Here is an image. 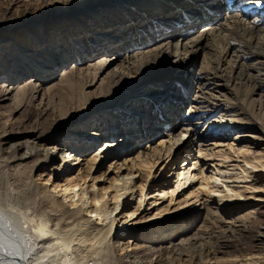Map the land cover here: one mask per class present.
I'll list each match as a JSON object with an SVG mask.
<instances>
[{"label": "bare ground", "instance_id": "6f19581e", "mask_svg": "<svg viewBox=\"0 0 264 264\" xmlns=\"http://www.w3.org/2000/svg\"><path fill=\"white\" fill-rule=\"evenodd\" d=\"M28 1L35 6L45 1L56 9L52 20L23 26L24 40H0V58L12 71L0 64L9 78L1 87L3 100L14 103L20 91H28L33 102L47 107L54 96L70 108L68 119L81 116L78 129L61 130L58 142L44 150L52 172L39 201L47 205L50 221L44 224L42 211L14 210L8 216L0 207V264H122L113 240L124 228H143L148 221L147 228L154 226L151 245L129 242L125 249L122 244L124 264H156L168 256L173 264H184L188 254L182 253L181 241L175 242L183 233L173 222L165 236L168 218L189 222L186 205L196 207L205 212L207 230L211 221L222 223L217 214L264 202L258 187L224 185L227 179L248 184L251 173L264 176V127L248 111L250 106L264 110V0H241V7L220 0ZM58 22H63L59 28ZM70 38L83 43L80 49L69 44L76 61L66 50ZM231 53L238 63L228 60ZM196 67L203 75L198 81L192 76ZM74 86L80 91L69 92ZM232 99L246 108L241 119H214ZM202 123L207 125L200 131ZM82 125L91 129L89 135L79 129ZM245 126L261 136L236 135L228 142L235 129ZM212 137L216 141L206 145ZM39 138L29 140L20 160L34 157ZM105 139L103 148L93 150ZM258 146H263L259 153ZM58 153L61 164L55 166ZM179 158L184 162L173 169ZM228 163H234L232 169ZM169 176L177 177L174 189L168 185V191L148 192ZM136 193L140 198L133 203ZM259 238L263 244L264 235ZM195 241L196 264H217L199 236ZM135 251L153 259L136 262ZM240 262L263 264L264 258Z\"/></svg>", "mask_w": 264, "mask_h": 264}, {"label": "rangeland", "instance_id": "374dc122", "mask_svg": "<svg viewBox=\"0 0 264 264\" xmlns=\"http://www.w3.org/2000/svg\"><path fill=\"white\" fill-rule=\"evenodd\" d=\"M39 3L40 4L38 6L37 5L35 6V5H31L28 0H0V40H13V41L20 39L24 40V36H23L24 34L21 35L19 33V30L23 26H33L38 21L51 18L52 13L55 11L56 7L53 4H46L45 1H41ZM207 7H209V5ZM17 16H19V18ZM252 20L253 19H250L249 21ZM61 23L63 22H58L55 25L59 28ZM156 30L162 31L161 28H158ZM32 32L33 30H30L28 32V35L32 34ZM166 34L168 35L170 34V32L167 31ZM192 35L194 34H191L190 36ZM69 40L70 43L67 44L66 50L67 47H69L70 50H68V52H70L69 54L70 58L74 60L75 57H72V54L74 52L73 49H71L70 45L78 43V45L76 46L78 47V49H80L82 47L80 45H83V43L80 44L79 42L71 38ZM87 40L91 41V38ZM71 41L74 43H71ZM203 47L206 48V44H204ZM234 50L237 51V49H233V51ZM235 54L236 53L233 54L231 53L230 56L228 57V60L235 61L236 63H238L240 59L233 57L235 56ZM236 56L239 57L240 54ZM0 64H3L5 68L8 65V63L3 58H0ZM2 69L3 68L0 67V207H2V210L6 211L5 213L8 212L7 213L8 216L12 214L11 212H14V210L16 211L14 213H28V212L36 211L37 214L42 211L43 213L41 214V217L44 221V224H46L50 221L48 220L49 215H46L47 210H45L47 209V205L45 203L41 205L40 204L41 201H39V199L41 200V192L44 189L43 185L45 184V180L50 176L52 170H51V163L48 160H45L46 155L44 150L46 148H50L51 146H53L58 142L59 138H57V136H58V132H60L61 130L68 127H73L78 129V127L75 124L80 119L81 113L78 112L77 115L72 116V118L74 117L73 119H68V116L70 114V108L67 106L65 102L59 101L60 99L57 100L56 97L52 96L53 98L50 100L47 107L40 106L38 101L33 102V100H31L28 91L25 92L20 91L19 94H17L14 97L13 100L14 103L4 101L1 87L7 86L6 84L9 78L8 75L3 73L4 70ZM54 69L57 70L58 68H54ZM7 70L8 73L12 72L11 68L9 67H7ZM196 70L197 67L195 68V71L193 72L192 76H194L195 78L194 80L198 81L199 79L203 78V75L196 73ZM261 73L262 75H264V72ZM238 74L239 71L236 73L235 76H237ZM58 75H61V73H59ZM187 77L189 76L186 74V78ZM263 86H264V82H263ZM18 87L19 86H14L15 89H18ZM75 87H78V89L75 90ZM73 88L74 89H72L71 87L70 88L71 90L69 92L74 93L80 91V86H74ZM213 88L212 91H214ZM193 91L195 92V90ZM194 92L190 94L188 97L191 98L192 95H194ZM241 92L243 91L241 90ZM214 94L215 96H217L216 91ZM242 97H243V93H242ZM254 98L256 99V96ZM235 99H232V101H227L228 105L229 104L232 105H229V107L228 106L222 107L221 111H219V113L216 115V118L214 119L219 120L223 118L226 120H234V121L241 119V117L239 116H241V114H244L243 111L246 108L243 107L242 104L238 102H234L233 100ZM186 107H184V110L186 109ZM239 107L241 108V110ZM227 109L229 112L227 111ZM255 110L258 112H256ZM223 111L224 113H222ZM248 111L250 117L257 120L259 124L262 127H264V110L261 111L258 110L256 106L255 107L250 106ZM183 115L184 112L181 113V117H183ZM62 118L65 120L59 121V119ZM208 121L210 120H207L206 122ZM195 123L196 121L193 122V124ZM206 125L207 124L202 123L199 130L202 131L206 127ZM258 128H260V126H258ZM79 129H81L83 133L87 132V135H89V133L91 132L90 131L91 129H87L86 126L84 125L79 126ZM180 129L181 128L179 126V128H177L176 131L179 132ZM235 131L236 132H232L230 136L227 138V140H229L228 142H233L234 137L236 135H250L254 137L261 136L260 133L251 132L250 130H248L247 126L242 128H237V130L235 129ZM34 136L40 137L38 140L39 143L35 150L36 152L34 157L29 161L20 160L22 154L26 149V146L28 145L27 143ZM106 140L107 139L101 140L94 147L93 150L95 149L97 150V148L100 147L103 148L104 147L103 144ZM242 140L244 139L242 138ZM215 141H216V137H212L211 139H209V142L206 143V145ZM244 144L245 143H240L238 145L242 146ZM258 147L259 148L256 149L257 153H259V151L263 146H258ZM60 153L57 154V158L59 160H56L57 162L55 166L61 164L62 158L60 156ZM66 154L69 153L66 152ZM110 159L111 158H109V160L105 163L104 165L105 169L109 165L108 162L112 161ZM176 162L177 163L173 165V169L175 168L177 169V165L178 167H181L180 165H182L184 159L179 158L177 159ZM212 162L208 164H210L211 166ZM214 164H217V162H215ZM228 165L230 166H228L227 169L228 168L232 169L231 165H234V163H228ZM167 170L168 171L165 172L166 174L171 170V167H169ZM221 170L225 171L226 168L225 169L221 168ZM239 171L237 170L233 172L232 173L233 176H237ZM211 172L212 171L208 170V172L205 174L207 176L208 175L210 176L212 174ZM250 172H252V170L251 171L248 170V173ZM261 174L262 172L249 174L250 179L248 180L250 182L248 184H245L244 181L239 182L238 180H235L233 183L232 181L234 179L232 180L227 179V182L224 183V185L230 187H238V186L250 187L252 185L258 187L257 190L260 192L259 195H263L264 197V176H262ZM176 180H177L176 176H169V178H167L166 180L167 182L165 183L162 179H160L159 187L157 185L155 186V190L151 189L148 190V192H155L156 190H158L156 189V187L159 189L163 188L166 191L169 190L168 187L174 189L175 188L174 184ZM185 191L186 190H184V192ZM152 196H154V193H151L149 195V198ZM139 198H140V193H136V195H134V201L132 199V202L138 203ZM166 204L167 203H165L164 205ZM186 206H187L185 208V212L187 216L186 220L189 219V222L192 223L191 226L188 228L189 222L188 221L183 222L184 219L182 217L175 220L171 217L166 220L167 221L166 223L169 222V224L167 225L168 227L167 230L169 231L165 233V236L169 235L168 233H172L171 228L173 226L171 224H173V222L178 224L177 229H179V233H183V235H180L179 237L175 238V242H180V241L182 242L181 251L185 255L188 254L187 256L189 257L187 262H185L184 264H194V262L196 264V262H198L199 248H197L196 241L193 242L194 238L197 236H199L200 239L199 242L201 244H203L207 248H210V250L212 251L211 258L213 257V260L217 261V264H245L240 261H242V259L243 260L250 259V257L264 258V243L261 244L260 243L261 238H259L260 235H264V202L262 203L251 202V205H248L249 207H245L237 211L235 214H228L227 216L217 214L220 215V221L222 220V223L216 222L215 224H213L214 221H211V224H209V226L207 225V230L206 228H203L205 226L202 225L203 224L202 218H204L203 215H205V212H203L201 209H197L196 207L192 208L191 206L190 207L188 205ZM154 213L155 211L151 215H153ZM37 214L34 215L36 216ZM181 215L182 214H177V216H181ZM234 219H238V221L235 223ZM155 221L157 222V220L151 222H155ZM148 223H150V221L144 224L146 226L139 229L132 228L128 230L124 228L125 230H123L122 233L124 236L122 235L120 239L115 238L113 240L116 247L115 255L119 259L121 258L122 264H124V262L122 259L123 257L122 255L120 256V254L124 255V252L126 251L123 250L124 252L122 253L121 250L122 244H124L123 248L125 249L128 248L129 242L133 243V245L136 244L138 247L144 245L146 246L151 245L150 242H148V240L150 239L149 234L152 232L149 233V231L150 229L153 230L154 226H152V228H147ZM152 242H154L152 246L155 247L156 240H153ZM118 245L119 247H117ZM132 256L134 257L133 260H135L136 262L144 259H148V261L153 259V256H151V254L141 253V251L133 252ZM168 257L161 261L158 262L156 261L157 262L156 264H170V263L173 264L172 262L173 257L172 256H168Z\"/></svg>", "mask_w": 264, "mask_h": 264}, {"label": "snow or ice", "instance_id": "6c2138e0", "mask_svg": "<svg viewBox=\"0 0 264 264\" xmlns=\"http://www.w3.org/2000/svg\"><path fill=\"white\" fill-rule=\"evenodd\" d=\"M72 191H75V189H73Z\"/></svg>", "mask_w": 264, "mask_h": 264}]
</instances>
